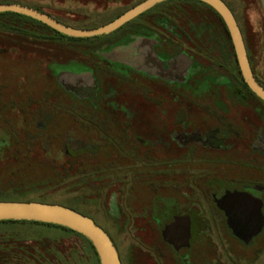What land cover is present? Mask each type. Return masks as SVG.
I'll return each instance as SVG.
<instances>
[{
	"label": "rangeland",
	"instance_id": "rangeland-1",
	"mask_svg": "<svg viewBox=\"0 0 264 264\" xmlns=\"http://www.w3.org/2000/svg\"><path fill=\"white\" fill-rule=\"evenodd\" d=\"M0 1L40 8L62 22L80 28L105 24L140 0ZM224 1L232 8L242 28L250 67L264 86V0ZM171 11L173 17L179 18L180 15L190 30L189 36H194L198 45L208 44L211 51L220 56V47L226 42V68L232 69L240 78L237 60L226 41L223 26L209 9L199 7L195 2H184ZM5 20L30 33L51 34L41 25H33L24 19ZM136 21L127 22L114 33L82 41L94 47L76 49L77 53L65 48V44L32 40L21 33H6L0 29V200H36L71 206L88 213L105 227L120 250L124 264H162L164 252L166 262L175 264L174 256L167 253L169 251L164 248L159 234L143 227L140 229L141 222L136 217L140 212V201L143 203L142 213L147 212V199L137 197V184L130 183L133 186L127 191L126 199L118 198L115 190L121 181L119 168L90 157L85 150L91 143L100 144L88 131L90 125L109 129L110 126L118 127L119 121L116 119L110 123L103 113L95 112L97 109L87 100L94 94L92 86L76 88L73 85L74 72L65 76L72 84L58 83L54 73L56 69L91 71L93 65L107 62L113 68L143 71L138 44L124 38L127 32H137L130 29ZM73 56L79 60L70 59ZM68 59L70 61L66 64L58 62ZM128 87L137 95L142 92L135 83ZM146 89L145 97L158 96L151 85L147 84ZM37 119L39 127L35 125ZM101 146L108 147L103 143ZM105 151L104 158L110 160L111 152ZM143 192L142 196H147V190ZM232 196L227 192L223 198L227 201ZM207 205L210 203H202L199 207L208 212ZM220 207L225 209L222 204ZM249 210H258L264 222L259 204L253 203ZM208 226L210 230L214 228L210 220ZM229 228L235 237L229 234L224 240L219 236L210 237L217 251L223 253L225 249L228 252L223 253L227 263L264 264V233L258 235L259 229L247 238ZM19 230V239L0 241V249L3 250L0 264H100L87 240L80 236L35 225H26ZM162 233L163 237L170 235L168 231ZM164 240L171 241L166 237ZM25 255H30L27 260H18Z\"/></svg>",
	"mask_w": 264,
	"mask_h": 264
},
{
	"label": "flooded vegetation",
	"instance_id": "flooded-vegetation-1",
	"mask_svg": "<svg viewBox=\"0 0 264 264\" xmlns=\"http://www.w3.org/2000/svg\"><path fill=\"white\" fill-rule=\"evenodd\" d=\"M179 4L183 5L172 3L166 12L160 7L127 21L137 20L130 25L137 32H127L124 38L138 44L143 71L113 68L107 62L93 65L91 71L56 69L54 73L58 83L68 84L71 82L65 76L74 72L76 88L92 86L94 94L87 100L95 112L103 113L110 123L119 121L118 127L109 129L90 125L88 131L100 144L91 143L85 150L90 157L119 168L118 198L126 199L130 186L137 184V197L147 199V212L142 213L140 201L136 217L140 229L157 232L175 264H228L223 254L227 251H217L210 237H235L228 226V214L248 217L253 203L259 204L264 215V101L245 84L241 72L238 78L226 68V42L218 56L208 44L198 45L195 37L189 36L180 15L172 16L171 10ZM65 45L94 47L85 42ZM130 83L142 92H131ZM147 84L158 96H144ZM105 150L111 152L110 160L104 158ZM144 190L147 196H142ZM227 192L233 196L225 201ZM202 203H210L208 212L199 207ZM208 220L214 226L211 230ZM164 231L170 233L164 236L169 243L161 236ZM263 233L264 222L258 235ZM164 253L161 263L170 264Z\"/></svg>",
	"mask_w": 264,
	"mask_h": 264
},
{
	"label": "water",
	"instance_id": "water-1",
	"mask_svg": "<svg viewBox=\"0 0 264 264\" xmlns=\"http://www.w3.org/2000/svg\"><path fill=\"white\" fill-rule=\"evenodd\" d=\"M166 0H141L132 8H127L113 20L96 27L76 28L65 24L54 16L32 6L20 2H0V12H13L23 14L41 21L42 24L58 31V33L76 37H96L114 31L119 26L130 21L132 18L147 10L157 3ZM215 9L226 25V29L232 41V48L237 60L239 71L249 89L264 101V86L254 76L250 67V61L246 50V44L240 30V26L233 15L232 9L224 0H199ZM238 215V214H237ZM230 216L228 225L241 237L250 238L258 231L263 222L258 210L249 213L248 217ZM0 220L36 221L53 223L64 226L85 236L95 249L100 264H122L118 250L108 233L87 214H83L70 206L47 202L31 201H1Z\"/></svg>",
	"mask_w": 264,
	"mask_h": 264
},
{
	"label": "trees",
	"instance_id": "trees-1",
	"mask_svg": "<svg viewBox=\"0 0 264 264\" xmlns=\"http://www.w3.org/2000/svg\"><path fill=\"white\" fill-rule=\"evenodd\" d=\"M184 2L199 3L200 5H203V6L207 7L216 16V18L220 21V23L223 26V30H224V33H225L226 39H227L226 41H227V43L230 44V48H231L232 53H233V55L235 57V54H234L233 48H232V46H233L232 45V41H231L230 36L228 34V31L226 29L227 27H226L225 23L223 22L221 17L216 13L214 8H212L211 6H209V5H207V4L203 3V2H200L199 0H166V1H162L161 3H159V4L155 5L154 7L150 8L149 10L140 13L138 15V17H141V16H143L145 14L149 15L151 13H154L160 7H163V10L165 11L170 6V4H172V3H181L182 4ZM35 8H37V7H35ZM38 9H40V8H38ZM6 18L24 19L25 21L32 22L33 25L34 24L41 25V27L49 30L51 32V34L47 35V36H44V35H41L40 33H35V32L34 33H30V32L24 31V29L17 28V27H15L12 24L6 23V20H5ZM55 18L59 19L58 17H55ZM59 21H61V20L59 19ZM0 29L6 31V33H17V34L21 33V34H23V37L32 38V40L41 39V40L46 41V42L49 41V42L58 43V44L78 43V42H82V41H85V40L89 39V38L70 37V36H66V35L60 34V33H58V31H56V30H54V29L42 24L41 21H39V20L32 19L30 17L24 16L23 14L7 12V11L0 12ZM194 33L196 34V33H198V31L197 32L194 31ZM29 34H30V36H29ZM196 41H197V39H196ZM47 68H48V64H47ZM259 101H262V100L259 99ZM38 120L39 119H37V122H35V125L37 127H39L38 126V122H39ZM71 208H73V207H71ZM81 213H83V212H81ZM83 214H87L88 215V213H83ZM26 225H32V226L35 225L36 227H41V228H44L45 230L53 229L55 231H60V232H63V233H66V232L70 233V235L80 236L81 238L87 240V242L89 243V245L91 246V248L93 250L92 251L93 254L96 256V258L98 257L96 252H95L94 247L92 246L90 241L85 236L79 234L78 232L70 230V228H67V227H64V226H59V225H53V223H43V222H36V221H18V220L1 221L0 220V241H7V240H11V239H19L20 238L19 235L21 234V232H20L21 230H19V228L23 227V226H26ZM3 227H5V228H3ZM2 252H3V250L0 249V254H2ZM30 255H25V256L19 257L18 260H22V261L27 260V258H29L28 256H30ZM97 260L99 262L98 258H97ZM14 263H12V264H14ZM18 264H23V263L20 262Z\"/></svg>",
	"mask_w": 264,
	"mask_h": 264
},
{
	"label": "crops",
	"instance_id": "crops-1",
	"mask_svg": "<svg viewBox=\"0 0 264 264\" xmlns=\"http://www.w3.org/2000/svg\"><path fill=\"white\" fill-rule=\"evenodd\" d=\"M195 4H197V5H199V7H205V6H203V5H200L199 3H195ZM205 8H207V7H205ZM208 9V8H207ZM65 46V48H67V49H71V50H74L75 51V53H77V51H76V49L75 48H71V47H69V46H67V45H64ZM156 58V57H155ZM70 59H75V60H79L77 57H75V56H73L72 58H70ZM70 59H68V60H66V61H58L59 63H65V62H68V61H70ZM154 59V58H153ZM81 60V59H80ZM155 60H158L157 58L155 59Z\"/></svg>",
	"mask_w": 264,
	"mask_h": 264
}]
</instances>
